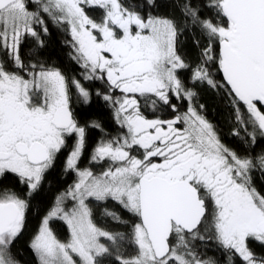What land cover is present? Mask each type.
<instances>
[{"label": "snow or ice", "instance_id": "snow-or-ice-1", "mask_svg": "<svg viewBox=\"0 0 264 264\" xmlns=\"http://www.w3.org/2000/svg\"><path fill=\"white\" fill-rule=\"evenodd\" d=\"M153 7L155 0H0V264H19L12 247L26 228L30 201L69 148L63 171L77 179L56 195L31 238L39 264H218L195 250L194 242L206 238L224 250L226 264H264L249 243L264 247V194L253 183L255 171L264 177V151H254L264 139V0H208L209 16L184 0L183 22L153 15ZM86 8L101 14L94 19ZM49 21L70 33L80 79L22 57L27 38L44 47ZM189 21L206 41H193L201 49L195 65L178 47ZM82 81L104 88L93 91ZM197 83L226 91L236 146L223 143L201 115ZM72 89L85 106L93 95L102 100L120 126L92 150L90 163L108 164L100 173L78 166L88 130L104 129L98 119H77ZM138 96L151 102L155 118L141 112ZM178 103H187L183 113ZM157 111L173 116L162 119ZM10 178L25 191L5 185ZM90 198L117 202L130 221L104 214L128 231L98 226ZM54 219L66 225V241L50 227Z\"/></svg>", "mask_w": 264, "mask_h": 264}, {"label": "trees", "instance_id": "trees-1", "mask_svg": "<svg viewBox=\"0 0 264 264\" xmlns=\"http://www.w3.org/2000/svg\"><path fill=\"white\" fill-rule=\"evenodd\" d=\"M137 2L142 4L143 0H137ZM183 2L184 0H155V7L150 9V11L153 15L174 16L183 22V17L181 16L179 8V5ZM207 2L208 0H193L194 6H198L202 9V16L214 14V10L210 13L209 9L204 7ZM86 11L94 19L98 18L101 14L99 10L86 8ZM48 27L49 34L43 37L44 47L37 50L34 47L33 40L31 38H27L21 44L20 51L22 57L26 62L29 58H32L33 60L45 61L47 64L54 65L59 68L67 77L71 78L75 75L77 79H80L82 69L77 62L71 58L73 49L71 48L70 43H68L71 41V38L59 26L53 25L50 21L48 23ZM196 39L201 41V47H203L206 43V41L201 37L199 29H193L189 21L188 30L183 35L178 37V47L181 54L184 55L193 65L198 62L197 57L201 50L193 43ZM0 55H2V52H0ZM209 69L213 74V78L216 81L223 83L222 73L217 72L216 67L212 65H209ZM182 75L185 77L188 87H193L187 79L190 77L191 72L184 71L182 72ZM82 83H85V86L93 91L95 89L104 88V84L101 81H82ZM195 91L198 94L195 104L204 106L201 115H203L216 127L223 143L230 147L236 146L238 144V140L232 136V131L236 127V123L233 108L230 104V98L226 91L223 88L213 89L207 86V84L199 83L195 85ZM72 92L73 98L71 103L77 119L81 123L93 118L98 119L102 123V127L104 129L103 132L99 129L90 128L88 130L86 147L82 153V158L78 161V166L80 168L90 167L94 173H100L104 168L108 167V164L104 162L99 164L90 163L92 150L102 137L107 139L120 133V126L113 119L112 111L104 105L102 100L93 95L91 104L89 106H85L81 103H77L74 95L75 90L72 89ZM137 98L141 105V112L148 118H155L152 116L153 108L151 102L146 101L144 98L139 96ZM174 103L177 102L174 101ZM178 107L180 112H184L187 108V103H178ZM156 116H159L162 119H171L173 114L170 111L166 114L161 111H157ZM105 134L109 135L105 136ZM68 143L71 145L72 141L70 140ZM69 151L70 148L62 150L58 154L55 166L46 173L45 181L40 193L30 201V208L26 213V228L12 247V253L19 261V264H39L35 253L29 247L31 238L38 230L42 217L52 206L56 195L64 192L68 186L72 185L77 179L74 171H69L67 173L63 171ZM254 151L255 153L264 151V139L257 138ZM4 183L17 192L25 191L24 186L18 184L14 178H10ZM253 183L257 190L264 194V177L261 176L259 170L253 173ZM68 206L70 207L71 203H69ZM89 206L92 208L94 222H96L98 226H107L110 230L115 231H128L127 228L115 224L111 217L105 216V209H107L118 213L124 220H131L130 214L123 210L122 207L111 198L105 201H95L90 198ZM50 227H52L58 239L61 241L67 240L68 231L63 221L54 219L50 222ZM201 233L203 234V229L201 230ZM249 243L257 254H264V247H261L258 243L251 240ZM194 244L196 252L201 257L213 258L218 261V264H226V254L215 240H208L206 238L203 241H195ZM125 251L130 256L136 254V250L132 246L125 245Z\"/></svg>", "mask_w": 264, "mask_h": 264}, {"label": "rangeland", "instance_id": "rangeland-1", "mask_svg": "<svg viewBox=\"0 0 264 264\" xmlns=\"http://www.w3.org/2000/svg\"><path fill=\"white\" fill-rule=\"evenodd\" d=\"M60 27V26H59ZM70 38H71V35H70V33L64 28V27H60ZM116 95H120V93H119V91H117L116 92ZM181 113H183V112H181ZM178 127H183V124H178L177 125ZM134 154V153H133ZM71 207V206H70Z\"/></svg>", "mask_w": 264, "mask_h": 264}, {"label": "water", "instance_id": "water-1", "mask_svg": "<svg viewBox=\"0 0 264 264\" xmlns=\"http://www.w3.org/2000/svg\"><path fill=\"white\" fill-rule=\"evenodd\" d=\"M222 73V72H221ZM223 75V74H222Z\"/></svg>", "mask_w": 264, "mask_h": 264}]
</instances>
